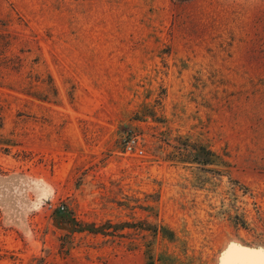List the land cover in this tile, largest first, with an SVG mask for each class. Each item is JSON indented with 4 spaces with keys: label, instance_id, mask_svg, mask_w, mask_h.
Instances as JSON below:
<instances>
[{
    "label": "rangeland",
    "instance_id": "1",
    "mask_svg": "<svg viewBox=\"0 0 264 264\" xmlns=\"http://www.w3.org/2000/svg\"><path fill=\"white\" fill-rule=\"evenodd\" d=\"M230 240L264 247V0H0V264Z\"/></svg>",
    "mask_w": 264,
    "mask_h": 264
},
{
    "label": "water",
    "instance_id": "2",
    "mask_svg": "<svg viewBox=\"0 0 264 264\" xmlns=\"http://www.w3.org/2000/svg\"><path fill=\"white\" fill-rule=\"evenodd\" d=\"M231 250H235L239 255L228 258ZM216 264H264V247H248L236 240H230L220 251Z\"/></svg>",
    "mask_w": 264,
    "mask_h": 264
},
{
    "label": "built area",
    "instance_id": "3",
    "mask_svg": "<svg viewBox=\"0 0 264 264\" xmlns=\"http://www.w3.org/2000/svg\"><path fill=\"white\" fill-rule=\"evenodd\" d=\"M143 147L140 145V139L138 135L134 132H129L124 139L123 145V153L129 156H140L143 154ZM49 207H52L50 204ZM59 210H63L64 207L62 205H58Z\"/></svg>",
    "mask_w": 264,
    "mask_h": 264
},
{
    "label": "bare ground",
    "instance_id": "4",
    "mask_svg": "<svg viewBox=\"0 0 264 264\" xmlns=\"http://www.w3.org/2000/svg\"><path fill=\"white\" fill-rule=\"evenodd\" d=\"M233 251H235V250H233ZM242 255V254H241Z\"/></svg>",
    "mask_w": 264,
    "mask_h": 264
}]
</instances>
